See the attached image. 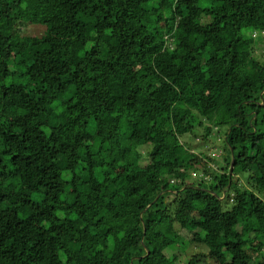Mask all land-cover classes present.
Returning a JSON list of instances; mask_svg holds the SVG:
<instances>
[{"label":"trees","instance_id":"trees-1","mask_svg":"<svg viewBox=\"0 0 264 264\" xmlns=\"http://www.w3.org/2000/svg\"><path fill=\"white\" fill-rule=\"evenodd\" d=\"M263 36L264 0H0V264L264 262Z\"/></svg>","mask_w":264,"mask_h":264},{"label":"rangeland","instance_id":"rangeland-1","mask_svg":"<svg viewBox=\"0 0 264 264\" xmlns=\"http://www.w3.org/2000/svg\"><path fill=\"white\" fill-rule=\"evenodd\" d=\"M45 31V26L41 25V24H30L27 27L23 28L20 32V35H42ZM259 33H256V36H258ZM255 54L260 57V58H264V36L259 39L257 45H256V49H255ZM203 132H204V128H199V134L197 135L198 137H191V136H185V140L183 138V141H188V144L191 146V148L197 149L198 151H200L201 149V144L204 143L202 142L201 138L203 136ZM213 142L217 143L216 145L218 147H220V144L222 145V143L220 141H216V140H212ZM204 148L205 145L203 146ZM203 148V149H204ZM192 179H196L197 177L191 176ZM162 244L163 245H168L169 243L171 244V237L170 235H166L162 237ZM185 238H188L186 240H181V242L179 243H172V244H176L175 248H173L171 250V252H173L174 254L179 255V261L175 262V264H188L189 260L191 258H193L194 256L199 257V259L201 260L202 264H215V261L209 256V249L207 248L206 245L201 244V243H191L188 242L187 240H189L190 238L188 236L185 235ZM262 252H264V248H262ZM170 253V251H169ZM258 254H256L255 256H257ZM257 258H259V264H264V262L262 261V256H257Z\"/></svg>","mask_w":264,"mask_h":264},{"label":"water","instance_id":"water-1","mask_svg":"<svg viewBox=\"0 0 264 264\" xmlns=\"http://www.w3.org/2000/svg\"><path fill=\"white\" fill-rule=\"evenodd\" d=\"M233 167H234V163L232 162V165H231V172L233 171Z\"/></svg>","mask_w":264,"mask_h":264}]
</instances>
